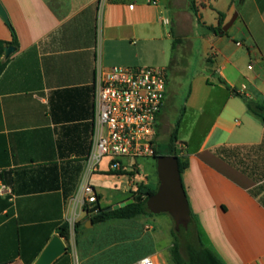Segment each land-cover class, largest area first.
Masks as SVG:
<instances>
[{
	"label": "crops",
	"instance_id": "1",
	"mask_svg": "<svg viewBox=\"0 0 264 264\" xmlns=\"http://www.w3.org/2000/svg\"><path fill=\"white\" fill-rule=\"evenodd\" d=\"M154 1L0 0L9 18L7 24L0 16V41L13 40L12 27L19 43L0 58L7 61L0 75V264H36L65 224L71 238L60 237L68 252L53 264H109L108 257H98L116 244L106 240L99 246L101 238L90 228L77 241L75 224L89 219L84 209L74 217L70 201L89 178L101 196L99 206H114L129 199L131 189L108 200L93 179L132 178V188L143 177L138 164L132 177L112 175L107 161L88 174L97 66L136 68L148 60L167 73V57L181 56L188 43L192 53L195 41L206 65L194 79L176 144L188 163L181 177L190 211L207 247L224 264H264V122L245 102L264 104V0H197V16L190 0ZM235 16L223 35L202 28L223 29ZM171 25L180 40L174 52L166 29ZM169 107L166 94L159 142L174 130H166ZM221 147L230 149L226 158L216 153ZM144 179L157 188L151 177ZM147 217L145 232L132 223L113 234L133 229L142 241L155 225ZM151 239L149 252L123 264L144 257L171 264L172 244Z\"/></svg>",
	"mask_w": 264,
	"mask_h": 264
},
{
	"label": "built area",
	"instance_id": "2",
	"mask_svg": "<svg viewBox=\"0 0 264 264\" xmlns=\"http://www.w3.org/2000/svg\"><path fill=\"white\" fill-rule=\"evenodd\" d=\"M105 1L100 0L101 5ZM149 2L156 4L154 0ZM164 22L170 24L168 20ZM167 84V73L162 68L97 66L94 134L86 161L89 176L100 170L104 160L110 173H132L137 161L154 159ZM4 190L7 187L2 186ZM97 202L96 189L86 178L70 201L73 216L78 209L86 210ZM138 264L156 263L151 257H144Z\"/></svg>",
	"mask_w": 264,
	"mask_h": 264
},
{
	"label": "rangeland",
	"instance_id": "3",
	"mask_svg": "<svg viewBox=\"0 0 264 264\" xmlns=\"http://www.w3.org/2000/svg\"><path fill=\"white\" fill-rule=\"evenodd\" d=\"M166 29L172 32V25L166 27ZM191 34L188 30L186 33V37H189ZM194 47L192 53H190V44L184 45V53L179 56L177 55L174 60L167 57V76H168V93H167V101L170 104V107L167 111L169 120L167 121L166 129L169 133L174 129L176 123L179 119H181V115L183 114V110L186 108L187 98L190 95L192 87H196V81L194 79L200 76L203 67L206 65L203 64L202 61V51L201 45L197 41L193 42ZM181 57V58H180ZM159 68L155 65H152L148 60H143L141 64L137 65L136 68ZM198 83V82H197ZM198 85V84H197ZM174 107V109H172ZM173 124V125H172ZM166 131V132H167ZM169 138V137H168ZM168 138L166 134L162 136V138L158 139L160 145V152L165 153V148L168 143ZM178 148V145H176ZM107 160L103 161L102 167L105 166ZM128 162V161H127ZM140 167L141 177L143 178H135V182L132 183V188L129 185V179L132 178H122V177H114V176H103L98 175L93 179V184L99 188H102L106 198L108 200H115L124 196L125 193H128L131 189L132 193L136 185L141 183V181H145V176H149L152 178L154 183H157L158 187V175H157V167L154 159H141L137 161ZM139 170V169H138ZM137 172V171H136ZM136 174V173H135ZM132 195V194H131ZM130 195V197H131ZM154 226L152 232H147L149 234L144 235L142 241L138 239V231L131 229L130 231H124L121 234H113L115 232V228L121 230L122 228H126L127 225L130 227L132 223L134 227L141 229L143 232L146 231V225L148 217H139L135 220L131 221H111L105 224L94 226L90 228V232L93 235H99L101 238V242H99V246H104L103 242L108 241V243H115L116 245L107 252L101 253L99 255V259L107 258L110 260L109 264H123L124 262L132 259L133 257L141 256L146 254L151 250L152 237L155 238L157 243L160 246L165 247V242L169 245L172 244L173 239L171 236V231L175 228V223L172 217L168 214H161L153 216ZM149 217V218H153ZM162 221H167L163 223ZM159 222V223H158ZM127 224V225H126ZM111 228V229H110ZM110 229V231H109ZM112 232V233H111ZM70 250H75V240L74 233L72 243L70 244Z\"/></svg>",
	"mask_w": 264,
	"mask_h": 264
},
{
	"label": "trees",
	"instance_id": "4",
	"mask_svg": "<svg viewBox=\"0 0 264 264\" xmlns=\"http://www.w3.org/2000/svg\"><path fill=\"white\" fill-rule=\"evenodd\" d=\"M190 10L195 16H197V0H190ZM11 27V26H10ZM206 33L220 34L222 32V27H204ZM13 40L11 42H2L0 41V58L4 55V49L6 47H18V39L14 29L11 27ZM172 30V36L174 38L172 51L174 52L178 47L180 40L176 37L175 33ZM224 34V33H223ZM222 34V35H223ZM6 62H0V75L3 73ZM246 106L248 111L261 119L264 122V104H259L249 99H245ZM180 120L176 123L174 130L172 131L167 146L165 148V153L160 152V145L158 144V149L156 150L155 157L156 159L159 156L171 155L177 156L179 161V169L182 174L187 168L188 163L184 157L178 154L176 144L178 142V129L180 126ZM230 151L229 148L221 147L216 150V153L219 156L226 158V154ZM112 175H124L129 174L130 177L134 176L135 173H111ZM159 187V183H158ZM158 187L152 189L144 182H141L137 185V188L128 200H133L132 204L121 208L119 210L105 212L106 208H101L99 206V200L101 196H98V202L86 208L87 218L92 221L94 226L105 224L111 221H129L134 220L139 217L154 216L147 208L148 199L157 193ZM88 230L85 227L84 221L77 222L75 224L74 232L76 240L78 241L82 235H84ZM60 236L69 242L71 238V230L69 224H65L60 228ZM171 236L173 239L172 247L170 248V263L171 264H224L222 260L210 249L207 247L200 229L195 224V219L191 214V223L188 230L181 229L180 232H177L175 228L171 231Z\"/></svg>",
	"mask_w": 264,
	"mask_h": 264
},
{
	"label": "water",
	"instance_id": "5",
	"mask_svg": "<svg viewBox=\"0 0 264 264\" xmlns=\"http://www.w3.org/2000/svg\"><path fill=\"white\" fill-rule=\"evenodd\" d=\"M0 16L9 24V18L6 10L0 3ZM235 16L230 23L223 27L220 34L228 32L236 20ZM15 48L6 49V55L9 57ZM157 167L159 187L156 194L151 196L147 202V208L153 215L168 214L175 223V230H188L191 223V211L189 201L182 183V177L179 169L177 156L163 155L154 159ZM133 200H128L114 206L107 207L104 211L111 212L119 210L132 204ZM86 228H93L91 220L85 225ZM68 252L63 239L55 236L48 247L44 250L36 264H53L60 257Z\"/></svg>",
	"mask_w": 264,
	"mask_h": 264
}]
</instances>
